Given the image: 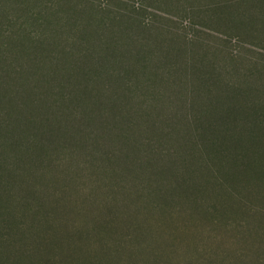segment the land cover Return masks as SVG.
I'll list each match as a JSON object with an SVG mask.
<instances>
[{"label": "rangeland", "instance_id": "obj_1", "mask_svg": "<svg viewBox=\"0 0 264 264\" xmlns=\"http://www.w3.org/2000/svg\"><path fill=\"white\" fill-rule=\"evenodd\" d=\"M0 264H264V0H0Z\"/></svg>", "mask_w": 264, "mask_h": 264}]
</instances>
